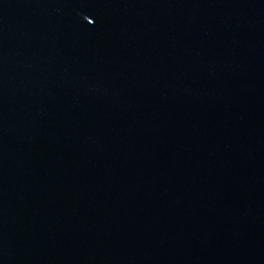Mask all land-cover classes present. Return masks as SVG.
Masks as SVG:
<instances>
[{"label":"water","instance_id":"obj_1","mask_svg":"<svg viewBox=\"0 0 264 264\" xmlns=\"http://www.w3.org/2000/svg\"><path fill=\"white\" fill-rule=\"evenodd\" d=\"M0 264H264V0H0Z\"/></svg>","mask_w":264,"mask_h":264}]
</instances>
